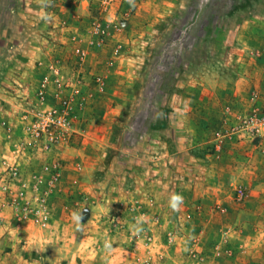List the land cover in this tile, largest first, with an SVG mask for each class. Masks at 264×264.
<instances>
[{"label": "crops", "instance_id": "obj_1", "mask_svg": "<svg viewBox=\"0 0 264 264\" xmlns=\"http://www.w3.org/2000/svg\"><path fill=\"white\" fill-rule=\"evenodd\" d=\"M44 2L0 0V121L10 123L13 136L22 135L20 111L36 102L47 77L49 104L75 102L73 132L53 152L20 157L30 182L54 158L64 168L47 196L52 218L46 229L18 223L0 196V264H264V134L253 144L238 135L242 130L220 132V156L207 149L217 141L215 129L236 124L256 104L252 91L260 92L258 104L264 105V0H245L224 17L234 23L224 41L233 45L238 77H214L206 58L188 60L184 91L167 97L166 122L154 120L143 130L134 124L146 113L144 98L137 108L135 86L163 32L158 26L179 1H142L122 21L123 31L89 49L83 63L72 52L78 39H86L90 0L58 2L51 15L34 16ZM52 39L58 43L49 44ZM117 42L125 50L111 63ZM216 60L222 65L225 58ZM98 75L105 77L103 89ZM161 113L153 111L152 119ZM15 143L0 128V171ZM110 151L121 159L108 160ZM237 187L247 191L243 202L234 198ZM173 194L183 197L176 209L169 203ZM214 203H220V216L211 212ZM194 224L201 231L199 252L218 246L203 249L198 260L188 256ZM218 229L228 237L212 233Z\"/></svg>", "mask_w": 264, "mask_h": 264}, {"label": "rangeland", "instance_id": "obj_2", "mask_svg": "<svg viewBox=\"0 0 264 264\" xmlns=\"http://www.w3.org/2000/svg\"><path fill=\"white\" fill-rule=\"evenodd\" d=\"M57 1L63 2L66 0ZM142 1L144 0H131V2L130 0H114L112 5H108L105 4L103 0H90L91 15L89 20L87 21L88 29L86 32V38L90 37L89 30L94 18H99L105 23H113L115 21L112 20V15H115L114 18H122L128 15L129 18L135 11L137 5ZM178 1L179 4L174 13L170 17H168V20L166 22H162L158 26L159 28H162L163 32L159 34L160 39L154 48V52L148 53L149 55L146 56V61L145 64H143L144 67L141 71L139 82L135 86L136 93L140 98V101L137 103V108L140 106L139 103L144 98L143 106H141V108L146 111L145 114L137 118L134 122L135 126L139 130H143L148 126H151L154 120L156 121V125L163 124V121L166 122L167 117L164 116L165 114L163 113V111L168 110L169 101L167 97L168 95L170 96L171 94L181 93L182 91H184V85L187 83L188 77L190 75L187 73L188 68L186 66L188 60L197 63L206 58V60H208V63H210V67L212 66V69L215 70L213 71L216 75L214 77H226L230 79L238 77L237 73L235 72V65H233L232 62L233 45L231 43L228 44L225 42L227 40L226 37L230 33L229 31H231L234 27V23L230 22L224 17L228 14H231L234 8L236 9L238 7L239 3L241 4V6L245 4V0ZM50 4L51 0H47L46 2H44V7H42L41 9L39 8L38 10V8L36 7L37 9H34L33 12L34 16H37L40 11H42V13L45 15H50ZM51 19L52 18H50V20ZM51 22L54 21L52 20ZM53 27L54 26H51L52 29L49 30L50 32L55 29ZM225 38L226 40L224 41ZM52 42L56 44L58 43L56 39H52L51 41H49V44H51ZM79 43V45H82L84 42ZM121 43L123 45L124 51L125 45L123 44V42ZM74 49L73 52H71L75 55V57H77L78 61H80L78 56L75 54ZM220 56L225 58V61L222 65L216 60V58H220ZM258 56L259 54L256 53L255 57ZM259 94L260 92H258V90H254L250 93V100L252 102L256 100V104H254L248 111L244 113L242 112V114L239 115L236 124L228 126L225 130H221L219 127L213 131L217 141L213 144H210V146L207 148L210 155L216 157L220 156V153L222 151V148L220 149V132H222V135H227L228 132H230V135L232 134V132L235 135L236 131L242 130L238 135H243L242 133H245V136L243 137L247 139L249 136V141H251L250 143L259 144L258 142L262 139L261 137L264 134V129L260 134L253 135L252 133H247L243 126L244 119L252 115L254 113V109H256L259 114L264 115V105L258 104ZM229 106L231 107V104ZM157 110L162 111V113L156 115V117L152 119L153 111ZM23 111H20V117ZM119 132L120 126L117 125L113 129V133L116 136ZM114 135L112 137L113 139H115ZM233 136H227L228 141L232 140V138L230 137ZM6 137L9 140L12 139L11 137H8V135H6ZM17 137V135L13 136V139ZM245 138L241 139L243 140ZM216 145L219 146L218 149ZM14 148L15 147L10 148V156H6L2 159V162H4V169L0 171V175L2 176L6 174L9 161H14L13 159L16 158L14 157ZM258 152L262 154V151ZM120 156L121 155H115L110 151L107 159H114L116 161V158L119 160L121 159ZM117 165L119 169H124L126 167V164L122 162H117ZM100 174L103 176L104 171H100ZM232 193L234 194V198L236 201L243 202V200H238L234 188ZM211 212L214 214V216L216 214L220 216V203H214ZM195 228H197V224H194V231L193 229L191 231L194 234V237L190 238L191 244H193L191 245L190 251L188 252V256H191L193 260H198L201 258L200 255L204 254L205 250L208 252L209 250L215 251L218 249V246H214V248L206 246L203 248L204 251L202 248H200V252L202 251L200 253L198 251V246L200 244L199 234L201 231H196ZM212 233H216L218 235V238L221 237V239L228 237L227 233H221L219 229L216 232ZM175 234L176 233H171L168 236V240L170 237L174 239ZM214 237L217 238L215 235ZM227 250V253L231 252ZM227 257L232 258V255L228 254Z\"/></svg>", "mask_w": 264, "mask_h": 264}, {"label": "built area", "instance_id": "obj_3", "mask_svg": "<svg viewBox=\"0 0 264 264\" xmlns=\"http://www.w3.org/2000/svg\"><path fill=\"white\" fill-rule=\"evenodd\" d=\"M66 1L73 6L79 3V0ZM103 2L112 5L114 0H103ZM57 3V0H51L50 15L57 7ZM127 19L128 15L113 23H105L99 18H94L89 30L90 37L86 38L82 45L79 43L74 49L80 62L83 63L87 60L89 49H100L107 44L110 38L119 35L124 28L122 21ZM78 40L83 42V39ZM122 53L123 45L118 42L113 49L111 63ZM54 73H58V71L55 70ZM95 81L101 89L105 87L104 76H96ZM48 87L49 79L46 77L37 92L36 102L23 111L21 115L22 135L13 139L14 130L10 123L6 120L0 122V128L8 137L16 141L14 146V157L16 158L13 159L14 161H9L6 174L0 178L2 208H10L18 223L30 222L42 229H46L51 222L52 213L48 207L47 196L62 176L63 162L60 158L45 162L41 171L34 175L30 182L25 177L19 160L25 155L48 154L66 142L73 132L72 110L75 106L72 98L61 99L59 105L49 104L46 98ZM243 126L247 133L260 134L264 129V115L254 109V113L244 119ZM45 180L48 184L47 191L42 190ZM235 191L238 200L242 201L248 197L246 190L242 187H237ZM168 242L172 243L173 238L170 237Z\"/></svg>", "mask_w": 264, "mask_h": 264}, {"label": "clouds", "instance_id": "obj_4", "mask_svg": "<svg viewBox=\"0 0 264 264\" xmlns=\"http://www.w3.org/2000/svg\"><path fill=\"white\" fill-rule=\"evenodd\" d=\"M42 2H44V0H42ZM131 2V0H130ZM183 200V197L179 194H173L171 197H170V206L173 208V209H176L182 202Z\"/></svg>", "mask_w": 264, "mask_h": 264}]
</instances>
